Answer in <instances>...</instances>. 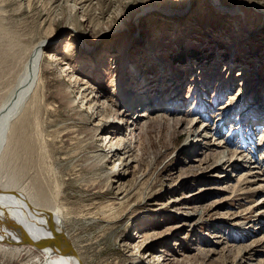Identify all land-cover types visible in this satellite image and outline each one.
I'll use <instances>...</instances> for the list:
<instances>
[{
    "label": "rangeland",
    "instance_id": "obj_1",
    "mask_svg": "<svg viewBox=\"0 0 264 264\" xmlns=\"http://www.w3.org/2000/svg\"><path fill=\"white\" fill-rule=\"evenodd\" d=\"M73 3L80 5L72 10ZM221 4L219 13L212 0H0V107L36 44L49 41L44 52L55 57L10 124L0 153V191L18 193L33 209L58 217L80 264H135L126 263L127 256L143 250L149 253L146 261L161 251L165 264H235V253L223 247L264 236L258 226L236 227L247 217L262 216L264 209V23L255 14L246 23L240 11H225L238 4L244 13L254 11L255 4L264 8V0ZM150 9L157 10L139 16ZM160 10L183 12L175 16ZM118 36L131 43L125 56ZM67 65L74 78L87 83L85 101L97 93L104 96L103 120L88 113L80 121L81 103L74 111L66 105V91L70 98L78 95L73 81L63 76ZM141 78L145 90L136 84ZM126 87L139 94L127 122L151 109L163 119L151 121L144 131L123 124L118 133L97 132L122 110L118 100ZM257 98L263 106L254 107L259 116L248 111ZM249 114L262 116L261 122H246ZM177 119L194 122L176 126ZM201 126L211 137L198 152L193 135ZM107 135L130 150L118 172L110 174L119 162L102 159ZM248 138L251 143L243 144ZM220 139L247 146L237 150L239 165L251 171L261 163L254 170L263 181L249 187L262 188L247 198L231 189L245 170L214 167L213 143ZM187 141L192 145L185 147ZM223 175L231 176L215 177ZM195 212L198 223L182 227L180 214ZM122 238L130 239L126 246ZM6 247L0 245V264L40 261L35 250Z\"/></svg>",
    "mask_w": 264,
    "mask_h": 264
},
{
    "label": "bare ground",
    "instance_id": "obj_2",
    "mask_svg": "<svg viewBox=\"0 0 264 264\" xmlns=\"http://www.w3.org/2000/svg\"><path fill=\"white\" fill-rule=\"evenodd\" d=\"M24 1L29 2V0H20L21 3ZM212 1L216 9L219 11V13L224 11L223 9L224 6L221 4V0H212ZM78 5L80 4L73 3L71 9L75 10V7ZM253 8H254L253 9L254 11L244 13L246 9H243V6L238 4L237 8L236 6H231L230 8H227V9L225 8V11L228 12L230 15H236V11H240L241 16L243 17V21L245 22L251 19L252 17H254V14H255V16L259 19V22L263 24L264 23V8L261 7L259 4H255ZM156 10L155 9L142 10L139 16L145 12L153 13ZM159 12H163L164 14H167V15L174 14L175 16H177V15H180L183 12V10H175V11L160 10ZM122 36H118V39L120 40L119 45H118V50L121 54H123V56H125L124 53L129 49L128 46L131 43H128V42L125 43L124 41H122ZM48 42L49 41L39 42L32 48L30 52V56L23 67L22 73L18 77V80L16 82L14 89L11 91L8 98L2 103L0 107V153L2 152L4 145L7 141V134L10 130L11 122L19 117L30 95L34 92L37 85L39 84L42 70L48 68V65H47L48 62L53 61L55 58L51 53L44 52V48ZM87 49L90 50V48H87ZM123 59L124 60L122 63L123 64L122 67H126L127 60H125V58ZM64 68L65 70L63 71V76L68 78V80L73 81L74 83L73 88H76L78 90V95L77 97L75 96V98H70L69 97L70 93L65 90L66 94L64 97H65L66 105L69 108H71L73 111L75 110L76 105H78L79 103H81V106L85 107V108L81 107L80 110L78 109L77 111L78 113L77 117L80 116L81 118L80 121H84L85 120L84 118H86L85 114L87 115L88 113L101 117V120H103V118L106 115L105 114L106 109L108 107L107 101L103 99L104 96L100 93H97L91 98V100L85 101L83 97L89 89L87 83H84V82L82 83L78 79L74 78L72 68L69 65L65 66ZM143 81L144 80L142 78L140 80L137 79L136 84L138 83V85L142 86L144 84ZM145 89H146V86L144 87L143 90ZM135 93H134L133 87L124 88L123 95L121 93V98L118 97L119 98L118 102H119V105L122 107V110H120L119 112L116 111L112 119L110 118L107 119V121L104 124H101L99 127H97L96 129L97 132L100 129L103 131L105 130L110 131L111 129H114L118 133V131L122 130L124 126L123 124H126L128 128L131 129L132 131L133 130L134 131L135 130L144 131L147 125L151 121H155V119L157 120L163 119L162 116L160 115L154 116L155 112L153 109H151V110H145V112L142 115H140V117L138 116L136 120H133L132 122L131 121L127 122L126 118H128V116L130 115L129 114L130 111L135 109L134 106L132 105H137L139 101L138 99L139 94H138V97H136ZM80 100L81 102H79ZM259 101H260L259 99L258 100L255 99L253 103L249 105L250 109L248 108V111L250 110L251 112L256 113V116H259V115L257 114V111H254V107L258 105ZM140 102L146 103L143 97L140 98ZM258 108L259 110L260 109L263 110V106H261L260 103L258 105ZM171 120L172 119H169V124L171 123ZM245 120H247L246 122L253 121V122H256V124H258L261 122L262 116L255 119L254 116L249 114V116H246ZM193 122L194 120L186 122L182 119H177L175 121V125L176 126H180L182 124L191 125ZM95 125L96 124H94V126ZM236 126H237L236 131H239L242 129V123L236 124ZM209 133L210 132H208V129L206 126H201L199 127V129L194 131V135H193L194 139H197L196 142H199L198 152L202 151V149H205L207 146H209L206 144V140L210 139L211 137ZM218 135H221V133H219ZM107 136L103 140L104 142H106V145L103 150L104 152H103L102 159H107V158L112 159V158L117 157L118 162H119L117 164L114 163L112 168L110 167L111 168L109 170L110 171L109 174H110L112 172H118L117 166L118 167L122 166L125 158L130 156L129 155L130 150L128 151V148L126 145H120L117 141H114L112 137L110 138V136L109 137ZM212 136H215V134L212 133ZM218 140L219 139L215 141H218ZM251 140L252 138H248L247 140L243 141V144L251 143ZM188 145L189 146L192 145V142L187 141L185 144V147H187ZM213 145L212 146L216 148L214 150V153L212 154V156H215V162H214L215 169L220 170V171L222 170L223 172L225 170L226 172L228 168H231V171H234L237 167L238 169L237 171H239V168L241 167L243 170H245L244 173L237 180V185L231 187L232 193L236 191H240L239 194L247 198L252 191L254 190L257 191L259 188H262L261 184L259 185V187H255V188L249 187L250 184L254 183L256 180L260 182L263 181L264 177L261 178V175H260L261 173L254 170V169H258L259 167L258 165H261V163L259 161H258L259 163L255 162L252 165L254 168H252L251 171H250V168H245L244 165L242 166V165H239L240 163H238V159H239L238 156L241 155V151L237 152V150L238 149L245 150V147L247 146L241 145L239 147L236 144H233L232 142H230L229 140L223 143L222 139H220L219 142H216V143L214 142ZM223 145L224 147H222ZM227 146L231 147V150H228ZM251 150L252 151L250 153V156L255 155L257 148H254V150L253 149ZM104 154L106 155V158L104 157ZM126 166L127 164H124V167ZM107 176H108V173L105 174V177ZM230 176L231 175H223V176H215V177H218V179H221V180H226V179H230ZM212 188H210V190ZM216 189H222V188H216ZM228 189L229 187H225V189H222V190L228 191ZM176 202L177 201L174 200V203ZM13 205H14L13 209L15 211H11L10 209V206H13ZM262 213L264 214V209ZM263 214H261L262 216L257 215V216L247 217L246 218L247 223L241 224V225L238 224L236 226L237 229L239 227L244 228L246 225H249V227L258 226L256 228H259V230L264 231V215ZM180 215L184 217L182 219L183 222L181 223L182 227L187 226L190 223H191L190 226L193 225L194 222L198 223V221L194 220L195 216H197L196 212L189 213V214H180ZM13 220H15L16 222L14 223ZM59 222L60 221L58 217H56L55 215L49 212H46V211H39V210L33 209L32 206L18 193H7V192L0 191V245L4 247L7 246L6 248L8 247L10 248V246H13V247L19 246V248H28L31 250H35L40 260L37 264H80L76 252L70 247L69 243L64 237L62 227ZM129 241H130L129 238H122L121 246H126ZM216 244L222 246V242L220 241H217ZM135 247L139 248L137 245H135ZM261 248L264 249V236H262V238L256 240L255 242L247 243L242 246L223 247L224 250L229 251V254L230 253L232 254L233 252L235 253V264H244V263L264 264V258L260 259L261 257L264 256V252L261 250ZM213 252L215 253V251ZM159 253L161 254L153 255L154 257L152 261H146L148 259V254H149L148 251H145V250L137 251V254L131 253L129 256H127L125 262L135 263V264H162L166 260L165 258L162 257V252L160 251Z\"/></svg>",
    "mask_w": 264,
    "mask_h": 264
}]
</instances>
